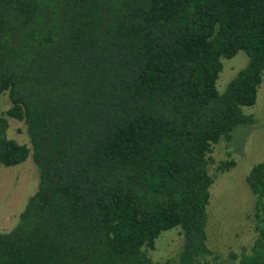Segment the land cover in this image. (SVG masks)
<instances>
[{"label": "trees", "instance_id": "1", "mask_svg": "<svg viewBox=\"0 0 264 264\" xmlns=\"http://www.w3.org/2000/svg\"><path fill=\"white\" fill-rule=\"evenodd\" d=\"M263 73L264 0H0V167L38 174L0 264H264V156L245 176L250 249L220 257L207 234L212 146L254 123ZM174 227L176 257L151 259Z\"/></svg>", "mask_w": 264, "mask_h": 264}, {"label": "rangeland", "instance_id": "2", "mask_svg": "<svg viewBox=\"0 0 264 264\" xmlns=\"http://www.w3.org/2000/svg\"><path fill=\"white\" fill-rule=\"evenodd\" d=\"M248 57L238 51L223 58L216 87L222 91L226 83L247 63ZM10 102L6 93L0 95V111L5 114ZM255 118L254 123L237 127L232 138L212 146L213 176L208 211V244L220 257L230 252L249 250L256 239L253 228V196L245 182L250 167L264 156V73L253 106L243 108ZM8 136L29 145L23 121L8 117ZM232 159L234 165L226 170L217 168L221 161ZM37 170L30 157L15 166L0 167V231L10 230L17 222L27 199L36 189ZM183 236L179 227L161 232L154 246L145 251L155 261L173 259L181 248Z\"/></svg>", "mask_w": 264, "mask_h": 264}]
</instances>
